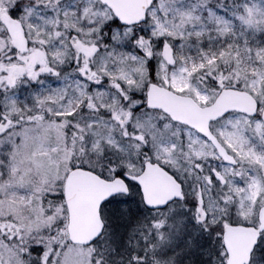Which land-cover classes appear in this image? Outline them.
I'll return each mask as SVG.
<instances>
[{
  "label": "snow or ice",
  "instance_id": "snow-or-ice-1",
  "mask_svg": "<svg viewBox=\"0 0 264 264\" xmlns=\"http://www.w3.org/2000/svg\"><path fill=\"white\" fill-rule=\"evenodd\" d=\"M0 264H264V0H0Z\"/></svg>",
  "mask_w": 264,
  "mask_h": 264
}]
</instances>
